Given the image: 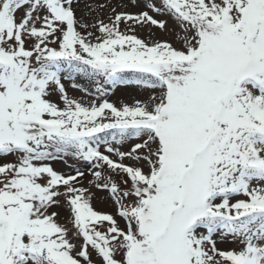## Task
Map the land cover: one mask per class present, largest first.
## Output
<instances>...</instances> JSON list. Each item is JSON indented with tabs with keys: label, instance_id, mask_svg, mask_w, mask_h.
I'll return each instance as SVG.
<instances>
[{
	"label": "snow or ice",
	"instance_id": "6c2138e0",
	"mask_svg": "<svg viewBox=\"0 0 264 264\" xmlns=\"http://www.w3.org/2000/svg\"><path fill=\"white\" fill-rule=\"evenodd\" d=\"M0 264H264V0H0Z\"/></svg>",
	"mask_w": 264,
	"mask_h": 264
},
{
	"label": "rangeland",
	"instance_id": "374dc122",
	"mask_svg": "<svg viewBox=\"0 0 264 264\" xmlns=\"http://www.w3.org/2000/svg\"><path fill=\"white\" fill-rule=\"evenodd\" d=\"M112 3L113 5H115L116 3L128 4L129 0H112ZM125 10L131 11V12L139 11V9L133 8V7H128ZM77 15H81V12L78 11ZM126 27H127L126 25H123V24L121 25L122 30H124ZM136 34L146 40L149 38L161 39V40L171 39L170 33L163 32L155 27L149 28L146 26V27L141 28L139 26H136ZM69 92L71 95L77 96V97L83 95L80 91L74 90L71 87H69ZM142 95L143 93L136 86H121L109 98L113 101H126L128 103H131L134 98H138ZM68 164L72 165V168L68 167V165L67 167H65V164L63 162H57L55 164V167L58 170H61L64 172H72L73 168H79L81 170H84L86 172V175H88L86 162H77V161L69 160ZM85 185H87V181H85ZM93 191L95 192V198L93 200L94 207L97 210L115 213V205L112 202L111 198L109 197L108 192L97 190V189H93ZM56 210L60 212L61 214L60 219L61 221H63L68 215L67 209L61 207L60 209H56ZM76 242L79 243V241H76ZM228 246H229L228 244L220 245V247L222 248L228 247Z\"/></svg>",
	"mask_w": 264,
	"mask_h": 264
}]
</instances>
